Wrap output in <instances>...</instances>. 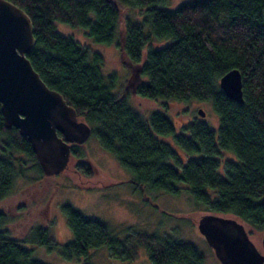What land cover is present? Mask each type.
<instances>
[{
  "label": "trees",
  "instance_id": "trees-1",
  "mask_svg": "<svg viewBox=\"0 0 264 264\" xmlns=\"http://www.w3.org/2000/svg\"><path fill=\"white\" fill-rule=\"evenodd\" d=\"M11 1L32 19L36 43L28 57L33 67L131 172L136 191L179 193V185L187 184L207 212L231 213L252 232L264 231V0H189L175 8L167 6L168 0ZM122 4L142 10V23L130 18L120 23ZM57 21L82 26L103 43L114 42L120 23L121 58L140 65L143 81L137 93L150 99L209 101L218 115L217 129L196 119L176 133L165 109L142 114L128 93L121 94L118 73L102 72L103 54L72 34L58 32ZM154 40L166 42L154 46ZM232 68L242 73L243 103L220 86L221 76ZM160 136H173L183 156ZM0 138L1 202L19 173L14 152L29 156L41 176L44 171L31 142L18 128L5 127L1 109ZM224 150L235 158H221ZM71 152L77 160L74 171L94 180L95 170L80 145L72 144ZM63 210L73 233V239L63 243L47 224L32 226L22 238L12 236L8 214L0 210V264H46L25 242L58 249L65 259L85 257L83 264H91L92 250L101 247L121 259L135 258L145 248L152 264H205L203 252L178 236L130 230L119 237L109 223L71 203L63 204Z\"/></svg>",
  "mask_w": 264,
  "mask_h": 264
},
{
  "label": "rangeland",
  "instance_id": "rangeland-1",
  "mask_svg": "<svg viewBox=\"0 0 264 264\" xmlns=\"http://www.w3.org/2000/svg\"><path fill=\"white\" fill-rule=\"evenodd\" d=\"M183 1L189 0H168L167 6L175 8ZM120 9L122 10L120 23L127 18L142 23L144 17L142 10L129 4L120 5ZM120 23L117 25L116 39L112 43L97 42L82 26L57 21L56 29L62 34H72L81 43L100 51L104 56L102 72L106 76L117 72L118 84L123 83V90L128 82L127 78L131 76V72L134 74L136 68H131L130 63L124 62L121 58L118 45ZM148 29L149 27L146 31ZM165 42L166 40H154L152 45L160 46ZM124 93H128L131 104L144 115L156 109H165L175 125L176 133L184 132L183 126L196 119L205 120L215 129L218 127V115L209 101L150 99L139 95L130 87L121 91L122 95H125ZM200 108L204 109V116L199 114ZM160 138L174 145L173 136ZM1 146L0 138V153ZM176 146L179 154L183 156L184 152L178 145ZM80 147L85 152V160H88L95 170V181H88L74 171L77 164L75 159H71L70 166L61 173L41 176L35 162L29 156L14 152L19 159L17 161L19 173L7 195L0 202V210L8 214L6 226L12 236L22 238L32 226L47 224L52 228V233L59 243L73 239L63 210V204L71 203L80 208L85 215L109 223L119 237H123L130 230L178 236L195 244L203 252L205 264H222L200 231L197 221L200 215L206 212L205 204L195 200L194 195L187 189V184L179 185L182 188L179 193L146 190L141 194L134 189V184L130 181L131 172L121 165L113 152L101 145L94 134L80 144ZM223 152L221 158H235L233 152L226 150ZM251 234L254 242L260 247L263 232L254 231ZM23 244L33 247V256L46 264H83L87 261L85 257L65 259L58 249L49 250L45 245L32 242ZM88 261L91 264H152L145 248H141L135 258L121 259L114 256L108 247H101L92 250Z\"/></svg>",
  "mask_w": 264,
  "mask_h": 264
},
{
  "label": "water",
  "instance_id": "water-1",
  "mask_svg": "<svg viewBox=\"0 0 264 264\" xmlns=\"http://www.w3.org/2000/svg\"><path fill=\"white\" fill-rule=\"evenodd\" d=\"M35 43L34 25L26 10L11 0H0V109L4 125L18 128L31 142L44 174L54 175L67 169L72 144H83L93 128L33 67L28 53ZM139 78L137 65L131 84ZM220 86L230 98L244 102L240 69L223 74ZM199 114L205 115L203 108ZM197 221L222 264H264V233L259 247L251 237L253 229L240 217L206 211Z\"/></svg>",
  "mask_w": 264,
  "mask_h": 264
},
{
  "label": "flooded vegetation",
  "instance_id": "flooded-vegetation-1",
  "mask_svg": "<svg viewBox=\"0 0 264 264\" xmlns=\"http://www.w3.org/2000/svg\"><path fill=\"white\" fill-rule=\"evenodd\" d=\"M130 65H131V68H134V69L137 67V64L130 63ZM127 67H129V66H127ZM131 71H132V69H131ZM131 76H132V72H131ZM127 81L128 82L124 85L123 90L124 89L128 90V87H130L134 92H137V86H138V84H140L143 81V78L140 77L135 83H133V85L131 84L132 81L130 79V76L127 78ZM124 94H126V93H124Z\"/></svg>",
  "mask_w": 264,
  "mask_h": 264
},
{
  "label": "bare ground",
  "instance_id": "bare-ground-1",
  "mask_svg": "<svg viewBox=\"0 0 264 264\" xmlns=\"http://www.w3.org/2000/svg\"><path fill=\"white\" fill-rule=\"evenodd\" d=\"M80 145V144H79Z\"/></svg>",
  "mask_w": 264,
  "mask_h": 264
}]
</instances>
